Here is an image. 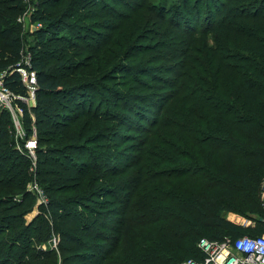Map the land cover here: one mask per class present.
<instances>
[{"label": "trees", "instance_id": "trees-1", "mask_svg": "<svg viewBox=\"0 0 264 264\" xmlns=\"http://www.w3.org/2000/svg\"><path fill=\"white\" fill-rule=\"evenodd\" d=\"M192 1L180 3L185 12L176 16L179 31L164 36L176 37L175 43L165 47V63L156 66L143 58L131 62V44L112 51L106 33L90 34L81 26L88 14L94 28L120 30L126 15L106 16L111 6L105 0L38 1L31 21L42 26L30 48L37 103L30 110L18 103L27 136L37 128L36 179L48 203L25 221L36 202L26 190L31 162L16 149L12 116L3 111L0 264H180L201 255V238L264 234V218L249 229L225 217L260 203L264 0H215L209 14L199 6L203 0ZM167 5L162 0L156 8L138 9L130 19L137 24L153 18L160 36L168 29L161 25ZM25 12L23 0H0V74L7 73V87L23 97L28 93L20 74L9 73L24 59L18 19ZM144 76L164 82L161 99ZM114 80L119 89L110 90L107 83ZM146 110L157 117L147 120ZM130 127L146 138L123 163L126 154L120 157L114 142L134 140L121 131ZM53 231L58 249L40 247Z\"/></svg>", "mask_w": 264, "mask_h": 264}, {"label": "rangeland", "instance_id": "rangeland-1", "mask_svg": "<svg viewBox=\"0 0 264 264\" xmlns=\"http://www.w3.org/2000/svg\"><path fill=\"white\" fill-rule=\"evenodd\" d=\"M23 1H24V6L26 8V11H29V15H30L27 22L22 24V36H23V39L25 42V50H24L23 58L25 59L27 57V59H28V58H31L33 56L30 54V52H31L30 48L36 44V39L34 36L35 24L32 23L31 17L33 15V11H35L36 7L38 6L39 0H23ZM105 1L109 6H111L110 9L106 10V13H105L106 16L109 17L114 11H118L119 13L126 15L125 17H122L121 19H119L118 28H120V30L118 32H113L112 34L108 31H105V30H98V29L94 28V23L96 20L88 14H86L87 15L86 17H89V18L84 20V22L81 23V26L85 27L88 30L87 32L90 34H94L95 32L96 33H100V32L106 33L108 36L104 41H105V43L109 40L111 41L106 46H108L110 48V50H112V51H118L122 48H126L127 44H131V47L129 49H127L128 53L126 55V57H128L129 55H130V57L134 55L135 58L130 59L131 62L138 63L143 58L144 61L151 60L152 66L164 64L165 60H161L160 57H162L163 54L166 53L165 47H167L169 44L175 43L173 41L176 38L172 35H168L165 38H164V36L168 33L169 29L174 30L176 33L179 31V26L177 24V21L180 18L176 17V16H177V13L185 12V9H184L185 6L183 4H180V3H182V1H184L183 3H185L186 0H168L167 12L165 13V15L167 16V20L165 21V19H164L163 22H165V23H161V25H163L164 27L165 26L168 27V29L161 30V32H159L160 36H157L154 34L155 31L158 32L159 28L157 26H153V23H152L153 18L150 17V18H148V20H146V18H144V20H142V21L137 20V22H138L137 24H135V20L134 21H132V20L134 19L133 17L135 15L136 10L145 9V8L149 9V7L156 8V5L159 4L162 0H105ZM213 1H215V0H203L201 3L202 5H199V6L204 10L208 9L207 11L209 14L210 11L213 10L212 5H211V3ZM221 1H224V0H221ZM189 3H194V1L189 0ZM101 13L103 14L102 11H101ZM146 14H147V12H146ZM202 16H205L204 13L202 14ZM170 18H171V20H170ZM172 19H174V22L172 21ZM202 20H204V19L202 18ZM195 25H196V23L194 24V26ZM135 28H136V30H135ZM132 32L137 33L135 35V38L131 37ZM140 49H144L145 53L139 54L140 52H138V51ZM32 59H33V57H32ZM158 74L166 77L165 73H158ZM144 78L146 79V81L148 80L147 82H150V83L157 85L156 87L159 89L155 90V91H156V93H159V97H160V95L166 94V89L164 86L165 84L163 81L151 80V78L148 76L147 77L144 76ZM114 79H116L117 81H121V82L126 81L125 78L120 77V76H117ZM115 82L116 81L114 80V82L107 83V86L109 87L110 90L119 89V86H117L115 84ZM107 97L108 96L105 95V98L102 101V103H104L103 108H105L109 105ZM160 99H161V97H160ZM142 107L147 108L146 106H142ZM154 112H155L154 110H152L151 112H149L148 110L145 111L144 115H145V117H148L147 120H149V119L153 120V118L157 117L156 113H154ZM29 115L33 116V114H29ZM19 119L21 121V125L23 127L24 132H26L25 125H24L25 120H26L25 113L23 115H20ZM149 123H151V121H149ZM134 124H135V122H134ZM143 125H147L145 121L143 122ZM34 128H35L34 131H37L36 130L37 128L35 126H34ZM130 128H121L122 129L121 131H122V134L128 133L130 135H133V136H131V138H133L134 140L123 141L120 139H116V142H114V143H117V146H114V148H116L115 151H118L120 153V157H123L126 154V156H125L126 159L123 161V163H125V161H128L127 158L133 157L135 154H137L135 152V150H133L134 146L137 145L139 143V141H144V139L146 138V133H139L138 131L133 130L132 128L130 129ZM9 129L12 132L11 133L12 139H14L16 141V149L19 151V153H21L20 149L23 148V146H24V140L18 137V133H17V130L15 129L14 124H9ZM127 138H130V137H127ZM123 163H122V165H123ZM31 165H30L29 169L32 168ZM30 173L33 175V178L28 183L26 190L31 192L32 195H34V197L36 198V200H35L36 202L33 205L32 209L25 215L24 219L26 222H31L39 214L43 213V211H42L43 204L39 205L37 203L39 195L36 191H34L32 189V186L37 184L40 189H43V188L39 184L38 180L36 179V173H32L31 171H30ZM104 183H105V181L100 182L97 185V187H99L101 184H104ZM45 193H46V191H45ZM100 200H102V199H95L94 202L97 203V202H100ZM91 204H94V203H91ZM225 217L234 221V222L243 224L244 226L248 227L249 229L253 228L256 225L255 219L264 218V208H263V204H262L261 193H260L259 206L254 207L251 210L248 209V211H246V213H244V214L233 212V211H228V212H225ZM50 222L52 223V221H50ZM51 235H52L51 236L52 238H54V237L58 238V244H59V241H60L59 235H56V233L54 231ZM52 238H49V239H52ZM39 246L42 247L43 249H48L50 247V241H46V242L43 241L40 243ZM57 249H58V246H57Z\"/></svg>", "mask_w": 264, "mask_h": 264}, {"label": "built area", "instance_id": "built-area-1", "mask_svg": "<svg viewBox=\"0 0 264 264\" xmlns=\"http://www.w3.org/2000/svg\"><path fill=\"white\" fill-rule=\"evenodd\" d=\"M29 17V11H26L19 17L18 22L23 24ZM41 26V24H35V30ZM31 64L32 57L28 59L26 57L15 70L9 73L13 74L17 71L20 74L27 89V97L13 93L6 85L7 73L0 74V113L8 111L11 114L18 137L24 140V146L20 152L30 160L32 164L30 171L36 173L38 133L33 131V134L28 137L24 132L19 116L23 115L25 111L18 103V100L25 102L29 106V110L36 106L38 81L37 74L32 70ZM32 189L39 195L37 200L39 205L48 203V196L43 189H40L37 184L33 185ZM260 192L264 208V179ZM57 246L58 238L54 237L50 241V247L57 248ZM198 247L201 251L199 257L188 258L180 264H264V234H244L236 238L226 235L220 240L204 237L200 239Z\"/></svg>", "mask_w": 264, "mask_h": 264}]
</instances>
